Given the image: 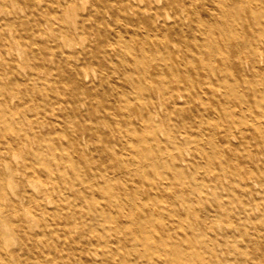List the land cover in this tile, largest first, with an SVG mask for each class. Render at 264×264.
Listing matches in <instances>:
<instances>
[{
  "label": "bare ground",
  "instance_id": "6f19581e",
  "mask_svg": "<svg viewBox=\"0 0 264 264\" xmlns=\"http://www.w3.org/2000/svg\"><path fill=\"white\" fill-rule=\"evenodd\" d=\"M16 1L0 264H264V0Z\"/></svg>",
  "mask_w": 264,
  "mask_h": 264
},
{
  "label": "rangeland",
  "instance_id": "374dc122",
  "mask_svg": "<svg viewBox=\"0 0 264 264\" xmlns=\"http://www.w3.org/2000/svg\"><path fill=\"white\" fill-rule=\"evenodd\" d=\"M12 3H13V6H12ZM0 6H1V9H2L3 12H8L9 15H13L12 14L13 12L9 11V10L15 11L13 8L16 9L18 7V2L16 0H12L9 3L1 2ZM10 12H12V13H10ZM12 49L14 50V47H12ZM195 102H197V101L195 100ZM180 120H181V117L178 116V115H174L172 117V121L175 122V123L180 122ZM93 153H94V151H93ZM101 155L102 156H106L104 152H102Z\"/></svg>",
  "mask_w": 264,
  "mask_h": 264
}]
</instances>
